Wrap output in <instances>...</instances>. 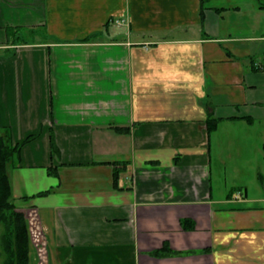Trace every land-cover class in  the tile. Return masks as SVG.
Here are the masks:
<instances>
[{"label": "crops", "instance_id": "crops-1", "mask_svg": "<svg viewBox=\"0 0 264 264\" xmlns=\"http://www.w3.org/2000/svg\"><path fill=\"white\" fill-rule=\"evenodd\" d=\"M207 4L0 0L28 264H264V6Z\"/></svg>", "mask_w": 264, "mask_h": 264}, {"label": "trees", "instance_id": "trees-1", "mask_svg": "<svg viewBox=\"0 0 264 264\" xmlns=\"http://www.w3.org/2000/svg\"><path fill=\"white\" fill-rule=\"evenodd\" d=\"M208 0H200L201 12L205 8ZM260 7H263L260 4ZM8 28V27H7ZM7 36L13 37L17 44H26L25 40H19L16 28H8L6 30ZM34 35L35 32H32ZM9 48H6L8 51ZM1 57V56H0ZM247 122L252 123L250 118H244ZM208 135L213 133L217 126L218 120L211 115L207 116L205 121ZM35 138V135L26 137L22 142L13 144L9 131L7 129H0V227L2 233L0 235V248L3 256V264H28L29 251V236H28V221L23 212L17 210L12 197L11 182L8 174L9 168L16 167L19 161L21 148L26 143ZM264 151V143H263ZM55 175V172H51ZM118 171L114 172L115 178ZM52 190L40 192L33 197H42L51 193ZM32 197H23L27 201ZM172 254L170 251L161 250L155 251L152 255L162 257Z\"/></svg>", "mask_w": 264, "mask_h": 264}, {"label": "rangeland", "instance_id": "rangeland-1", "mask_svg": "<svg viewBox=\"0 0 264 264\" xmlns=\"http://www.w3.org/2000/svg\"><path fill=\"white\" fill-rule=\"evenodd\" d=\"M257 2L259 3V4H261V5H263L264 6V0H257ZM208 3V2H207ZM206 5H208V4H206ZM26 7H28V5H21L20 6V8L22 9L21 11H24V10H26V9H24V8H26ZM204 10V9H203ZM8 28H5L4 30H5V32H6V30H7ZM18 31H19V33L17 34V36L19 37V40H25V41H32V40H34V39H36V37H35V35H33L32 33L30 34V33H28L27 31H24L23 29H18ZM7 33V32H6ZM8 37V36H7ZM39 38H41V36L39 37ZM14 41V39H13V37H9V39H8V42L10 41ZM251 43H253V44H258V42H256V43H254V42H251ZM8 45V44H7ZM14 52V50L12 51L11 49L10 50H8V51H6V48H4V47H1L0 48V56L2 57V58H8L9 57V55L10 54H12ZM259 55V54H258ZM255 59V61H259L260 59H258V58H254ZM228 183H231L232 181H234L233 179H228V180H226ZM249 190L251 191V192H253L254 190H258V187L257 186H255V185H251L250 187H249ZM14 204H15V202H14ZM1 233H2V228L0 227V235H1ZM0 264H3V256H2V252H1V248H0Z\"/></svg>", "mask_w": 264, "mask_h": 264}, {"label": "built area", "instance_id": "built-area-1", "mask_svg": "<svg viewBox=\"0 0 264 264\" xmlns=\"http://www.w3.org/2000/svg\"><path fill=\"white\" fill-rule=\"evenodd\" d=\"M114 23H115V25L117 26V27H122V26H124V20H122V19H115L114 20ZM39 253L42 255L43 254V249H40L39 248Z\"/></svg>", "mask_w": 264, "mask_h": 264}]
</instances>
